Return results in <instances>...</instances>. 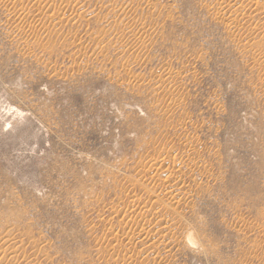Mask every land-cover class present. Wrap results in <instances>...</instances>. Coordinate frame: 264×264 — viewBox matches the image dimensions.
Returning <instances> with one entry per match:
<instances>
[{"label": "rangeland", "instance_id": "374dc122", "mask_svg": "<svg viewBox=\"0 0 264 264\" xmlns=\"http://www.w3.org/2000/svg\"><path fill=\"white\" fill-rule=\"evenodd\" d=\"M0 264H264V0H0Z\"/></svg>", "mask_w": 264, "mask_h": 264}]
</instances>
